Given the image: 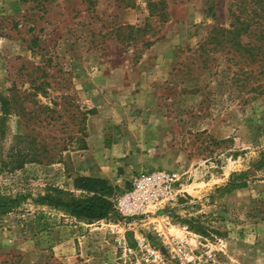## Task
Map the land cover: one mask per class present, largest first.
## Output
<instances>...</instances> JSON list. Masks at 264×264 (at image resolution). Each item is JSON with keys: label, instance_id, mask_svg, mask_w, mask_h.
Instances as JSON below:
<instances>
[{"label": "rangeland", "instance_id": "374dc122", "mask_svg": "<svg viewBox=\"0 0 264 264\" xmlns=\"http://www.w3.org/2000/svg\"><path fill=\"white\" fill-rule=\"evenodd\" d=\"M239 1L0 0V194L28 195L0 216V264H264V169L227 192L264 151V64L206 44ZM12 145L37 153L5 171ZM155 171L183 193L147 218L33 203L79 197L77 176L114 201Z\"/></svg>", "mask_w": 264, "mask_h": 264}, {"label": "trees", "instance_id": "16d2710c", "mask_svg": "<svg viewBox=\"0 0 264 264\" xmlns=\"http://www.w3.org/2000/svg\"><path fill=\"white\" fill-rule=\"evenodd\" d=\"M129 1V0H126ZM150 14H153L149 5ZM236 12L230 11L231 22L228 28H213L206 44H214L221 48H230L239 55H246L253 63L264 64V0H240L236 4ZM165 14H159L164 19ZM129 29H134L130 27ZM149 45V44H148ZM7 113V111H6ZM6 113H4L6 115ZM21 143V137H17ZM36 148L18 149L15 145L8 150L2 159V169L14 171L33 161ZM264 169V151L260 153L252 170L247 173H233L228 182L227 192L245 189L248 177H255L257 171ZM73 187L80 191V196L64 191L57 187H46L33 203L47 206L58 212L86 223H93L115 214L112 195L114 189L106 180L97 177L77 176L73 180ZM28 195L16 193L13 195L0 194V216L19 208ZM200 225V224H198ZM38 227V223L36 224ZM198 231L202 227L197 226Z\"/></svg>", "mask_w": 264, "mask_h": 264}, {"label": "built area", "instance_id": "2783aa9c", "mask_svg": "<svg viewBox=\"0 0 264 264\" xmlns=\"http://www.w3.org/2000/svg\"><path fill=\"white\" fill-rule=\"evenodd\" d=\"M179 177L172 172L155 171L138 175L130 189L113 201L114 211L125 220L155 215L165 203L182 195ZM119 240V243H122Z\"/></svg>", "mask_w": 264, "mask_h": 264}]
</instances>
